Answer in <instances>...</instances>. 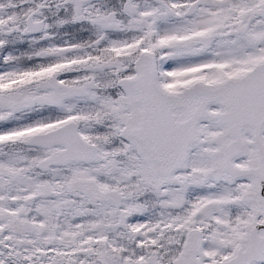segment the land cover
<instances>
[{
    "label": "snow or ice",
    "instance_id": "1",
    "mask_svg": "<svg viewBox=\"0 0 264 264\" xmlns=\"http://www.w3.org/2000/svg\"><path fill=\"white\" fill-rule=\"evenodd\" d=\"M0 264H264V0H0Z\"/></svg>",
    "mask_w": 264,
    "mask_h": 264
}]
</instances>
